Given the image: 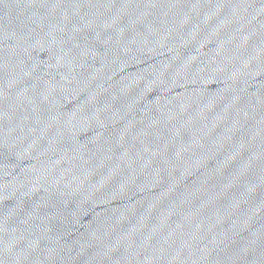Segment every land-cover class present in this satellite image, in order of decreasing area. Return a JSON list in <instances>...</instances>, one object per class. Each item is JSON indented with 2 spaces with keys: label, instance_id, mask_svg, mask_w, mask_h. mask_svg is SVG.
Returning a JSON list of instances; mask_svg holds the SVG:
<instances>
[{
  "label": "water",
  "instance_id": "water-1",
  "mask_svg": "<svg viewBox=\"0 0 264 264\" xmlns=\"http://www.w3.org/2000/svg\"><path fill=\"white\" fill-rule=\"evenodd\" d=\"M0 264H264V0H0Z\"/></svg>",
  "mask_w": 264,
  "mask_h": 264
}]
</instances>
